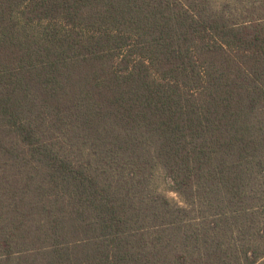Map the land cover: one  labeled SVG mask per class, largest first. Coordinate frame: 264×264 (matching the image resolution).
<instances>
[{"label":"trees","instance_id":"16d2710c","mask_svg":"<svg viewBox=\"0 0 264 264\" xmlns=\"http://www.w3.org/2000/svg\"><path fill=\"white\" fill-rule=\"evenodd\" d=\"M0 264H264V0H0Z\"/></svg>","mask_w":264,"mask_h":264}]
</instances>
